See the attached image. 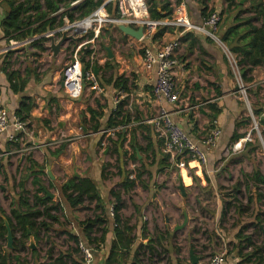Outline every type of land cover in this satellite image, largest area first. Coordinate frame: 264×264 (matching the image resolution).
I'll return each instance as SVG.
<instances>
[{
    "label": "crops",
    "instance_id": "crops-1",
    "mask_svg": "<svg viewBox=\"0 0 264 264\" xmlns=\"http://www.w3.org/2000/svg\"><path fill=\"white\" fill-rule=\"evenodd\" d=\"M64 1L67 0L60 1L55 11L56 2L39 0V6L25 14L32 24L24 31L43 29L44 32L18 40L20 43L12 44L11 50L7 51L11 41L4 36L2 25L9 12V0H0V106L9 111L12 119L23 101L32 103L27 117L29 135L18 136L13 125L0 132V224L3 221L6 227L7 219L11 225L9 218L16 224L12 209L26 213L29 208H37L45 212L52 205H61L60 212L49 210V216L40 218L32 230L28 228L26 249L14 253L10 264H54L60 255H64L68 264H72V260L82 264L78 256L80 249L72 236L83 238L93 247L95 264H105L117 238L115 211L114 215L111 212L116 204L113 191L120 192L123 199L121 220L129 221L126 233L131 241L130 253L126 255L133 254V264H202L201 257L197 256L196 236L199 228L195 223L199 224L198 221L206 220L208 216L205 213L200 217L194 215L191 190L197 186L209 198L217 195L215 165L222 159L225 149L231 146L234 133L246 134L244 131L250 126L245 123L249 117L244 99L238 92L228 47L221 38L237 23L240 24L238 21L244 17L253 18L256 26H261L263 19L247 11L238 17L240 11L250 5V0H237L244 9L231 10H227L226 0H181L178 3L177 0H170L173 9L181 5L192 22L201 27L205 23L201 12L203 2L208 11L220 13L222 20L218 30L214 31L217 38L208 33L212 32L209 25H205V30H189L182 35L180 29L166 27L158 31L162 34L157 36V33L152 42H145L142 38L126 34L119 25L107 24L99 35L91 31L89 34L93 33L92 38L88 34L79 42L68 40L55 54L51 48L52 35L60 39L65 27L71 24L70 19L63 15L66 10ZM156 1L160 4L164 0ZM35 3L31 0L30 5ZM243 29L240 27L239 32L242 33ZM69 34L72 33L69 31ZM178 36L182 46L174 72L180 102L172 105L156 97L154 85L157 67L146 70L143 55L145 46H152L156 50ZM107 47L111 48L112 57ZM76 51H79L84 69L87 60H94L91 67L104 92L96 93L85 80L80 92L69 89L62 71ZM94 54L97 57L92 59ZM43 61L47 62L45 68L40 65ZM241 74L252 79L245 80L246 85H250L248 100L252 108L262 111L264 64L253 68L245 66ZM118 76L128 79L127 89L117 86ZM119 104H122L127 117L118 116L113 120V113ZM89 108L101 115L93 119ZM161 108L169 110L174 121L182 125L199 144H203V139L215 128L222 131L215 145L207 151L205 168L195 172L199 185H194L192 181L187 184L186 178V186L174 185L176 164L171 158L169 165L161 171L168 154L164 152V141L159 138L151 122ZM122 120L125 121L124 125L108 126L112 121ZM97 122L101 128L96 132L94 125ZM122 130L127 138L123 148L108 140L112 138L117 141L118 133ZM62 136L69 139L63 144L47 146L52 141L58 142ZM133 138L135 152L131 145ZM31 145L38 148L31 152L26 150ZM134 153L136 159L132 156ZM32 160L36 162L35 165ZM189 166L197 167L194 162ZM188 177L193 179V176ZM218 177L222 175L218 174ZM73 178L76 181L92 179L96 183L99 200L86 201L77 208L70 207L61 194V188ZM128 179L135 181L130 191L124 187ZM197 201L211 217L217 216L216 219L221 218V222L226 217L224 211L229 204L226 201L223 205L220 203V211H210L205 207L208 201L203 202L200 197ZM96 206L101 208L95 210ZM52 215H55V219H52ZM57 216L60 222L56 221ZM66 217L64 223L62 219ZM89 218L98 221L90 237L99 239L105 232L104 242L96 240L89 243L88 235L84 232L86 225L83 226ZM186 219L187 224L182 226ZM11 228L13 231L12 225ZM64 235L67 236L66 245L59 247L55 241ZM16 237H21L19 231H16ZM32 242L34 247L31 246ZM232 247L231 253L226 255L225 264H237L240 259L234 244ZM13 249L8 247L6 234L5 241H0V252L5 255ZM50 250L52 256H48Z\"/></svg>",
    "mask_w": 264,
    "mask_h": 264
},
{
    "label": "trees",
    "instance_id": "trees-1",
    "mask_svg": "<svg viewBox=\"0 0 264 264\" xmlns=\"http://www.w3.org/2000/svg\"><path fill=\"white\" fill-rule=\"evenodd\" d=\"M36 3L34 5H30L31 0H9V12L5 20L3 21V34L5 37L10 39L9 41H18L22 40L25 37L29 35H35V34H42L44 31L41 30H26L24 29L29 28V25L32 24L30 21V17H25V14L33 9L34 7L39 6L38 2L39 0H34ZM62 0H53V2H56V6L53 8V10H58L59 8V2ZM77 0H67L64 1L66 10L64 11V16L68 17L71 21V23L76 22L78 19L82 20L89 15H91L98 7L103 5L107 0H78L80 1L77 5L72 6V3ZM148 1V0H147ZM181 0H177V3ZM227 1V10L231 9H244L243 5H241L237 0H226ZM149 13L153 19H161L166 18L168 16H171L173 13V4L170 0H164L160 4L156 0H149ZM48 4V1H47ZM204 7L202 8V16L204 19H206L213 11H208L207 5L203 2ZM161 7V9H159ZM106 10L110 15H117L118 14V2L117 1H110L105 5ZM252 12L257 16L258 18L263 19V24L261 26H256L253 24V18L250 17H244L240 24L237 23V25L234 26V28L230 29L226 35H224L221 40L227 45L229 50L235 55L238 64L241 66V70L245 69V66L247 67H255L258 65L264 64V0H250V5L240 11V14H238V17L242 16V12ZM162 12H164L162 14ZM237 17V18H238ZM79 21V20H78ZM244 27L243 32H239V28ZM162 32H159L157 34L161 35ZM93 33L89 34L88 37L92 38ZM232 36V37H231ZM45 39H42L44 41ZM20 42V41H19ZM94 63V60L89 59L85 62L86 69L90 68ZM244 76V75H243ZM245 80L252 81V79H248L244 76ZM117 86L123 87L127 89L128 79L124 76H118L117 77ZM32 108V103L23 101L21 104V107L17 113V115L24 121H27V117L29 116L30 110ZM117 111H115L113 114L114 116L112 119L114 120L115 117L118 116H124V111L122 109V104H119L117 107ZM89 111L92 114V118L96 119L97 116H100L101 113L95 111L92 108H89ZM256 114H259L261 111L255 110ZM250 117L245 121L246 125H250ZM130 122V121H129ZM127 122L126 124H129ZM119 124L124 125L125 121L115 122L112 121L108 126L109 127H115ZM262 126H264V123H262ZM101 128L100 123L97 122L96 125H94V131H99ZM119 139L117 141H114L112 138H109L108 140L117 145L118 147L123 148L125 145V142L127 140L125 132L118 133ZM246 134L239 133L236 131L234 133L232 144L235 142L240 141L241 139L245 138ZM133 144V152L134 150V144L135 140L133 138V141H131V145ZM231 144V145H232ZM250 145V143H248ZM133 158L136 159V154H132ZM170 156L166 155L163 160L164 167L161 169L164 170L166 166L169 165ZM168 161V163H167ZM33 165L36 164L35 161L32 160ZM245 177H247L248 181L255 180L259 184H261L264 187V175L259 169H255L254 173H245ZM141 177V174H139L138 178ZM135 185V181L132 179H128L124 182V187L127 191H130L133 186ZM258 188H260L258 186ZM235 190L237 193L241 190V184L238 183L235 187ZM61 194L63 197L67 200L68 204L72 208H77L81 205H83L86 201L93 202L95 199L99 200L98 195V189L96 186V183L92 179H80L76 181L74 178L67 183H65L61 188ZM114 198H115V220L117 222L116 227V236L117 238L114 240L111 254L108 257L105 264H123L121 263V258L124 254L130 253L131 250V241L129 235H127L126 230H128V220H124V222L121 220V210L123 207V199L121 197L120 192L113 191L112 192ZM257 199L260 200L264 197V195L260 192L256 194ZM237 202H239V199L237 196H234ZM24 200V199H23ZM40 201L45 202L43 198H40ZM253 201V199H251ZM60 203L57 205H52L51 207L46 208L45 212L39 210V209H33L29 208L28 212L22 213L16 209H12V216L16 220V224H14V221L12 218H9V221L11 222V225L13 227V234L15 237L14 242V249L12 252H8L7 254L3 255L0 252V264H10V260L14 258V253L20 252L22 248L24 250L26 249V238L28 228L31 230L39 223V219L43 218L44 216H49V210H56L57 212H60ZM231 206L227 204V207L224 211V215L227 214V210ZM237 209H239V214H241L245 209L240 206H237ZM101 207L96 206L95 210H99ZM1 210V208H0ZM258 213H256V220L254 224L256 223V226H260L264 223V220L262 219V215H264V211H261L257 208ZM52 219H55V215H52ZM56 221L60 222V217H56ZM258 221V222H257ZM98 222V221H97ZM93 219H88L83 223V226L86 225L84 232L86 235H88L89 243H94V241L98 242H104V235L106 236L105 232L99 239H92L89 234L93 232V227L95 223H97ZM252 222V223H253ZM248 227V226H247ZM0 241H5V235L7 234L6 227L4 226V223L0 224ZM16 231H19L21 233V237H16ZM72 239L75 241L76 244L79 243L80 237L79 236H72ZM234 249L237 252V256H239V261L237 264H264V239L261 243H256L253 239L252 235H247L245 233V230L241 228L239 232L236 235L235 243H234ZM248 249V251H246ZM121 250V251H119ZM124 251L123 255L121 253ZM53 252L50 250L48 251V256H52ZM59 262L58 264H68V262L64 259V255H60L54 264ZM78 262L75 260H72V264H77Z\"/></svg>",
    "mask_w": 264,
    "mask_h": 264
},
{
    "label": "built area",
    "instance_id": "built-area-1",
    "mask_svg": "<svg viewBox=\"0 0 264 264\" xmlns=\"http://www.w3.org/2000/svg\"><path fill=\"white\" fill-rule=\"evenodd\" d=\"M110 1L118 2V14L110 15L105 5ZM80 1H74L72 6H75ZM106 3L98 7L88 17L73 22L66 26L65 29L69 30L72 34L76 35L79 31L81 37H85L91 31L99 35L102 28L107 24L116 25H129L134 28L143 27V37L145 42H152L155 35L160 29L166 27H174L180 29V35L189 30H205V25H209L212 32H208L214 38H217L216 31L222 20V16L218 12H212L206 19L204 25L201 27L192 22L189 14L181 5H176L170 17L153 19L149 13V4L147 0H107ZM215 31V32H214ZM88 42V41H87ZM18 41H11V44L6 49L11 50L12 44H19ZM181 39L176 37L174 40L160 46L154 50L152 46L144 47L143 66L146 70H151L157 67L156 80L154 85V93L159 100L166 101L172 105H178L180 102V91L178 82L174 72L175 65L178 64V53L181 49ZM229 58L232 61V68L236 75L237 83L239 86L238 92L241 97L246 100L250 112V119L252 120L255 129L260 130V126L264 123V109L259 114H256L252 109V104L248 100V89L250 85H246L243 74H241V66L235 55L227 49ZM97 57L93 55L92 59ZM63 78L67 83L70 90L75 89L76 92L82 90V82L88 81L91 88L96 93L104 92V87L101 84L97 74L92 67L84 69L81 62L79 51H76L71 60L63 68ZM119 101L117 100V103ZM155 127L157 135L164 141V152L168 154L180 169V175L184 179V171L190 174V169L203 171L205 163L208 160V149L213 147L221 134V129L215 128L209 135H207L202 143L195 142L190 133L186 129L175 122L172 113L161 108L159 113L151 120ZM10 125L14 126L15 134L27 136L30 134L29 123L22 120L18 115L10 118L9 111L0 106V132L6 131ZM246 138V139H245ZM240 141L251 140L250 134ZM239 142V141H238ZM56 141L47 144L52 146ZM37 145H31L26 148L28 151L37 149ZM191 162L196 163L197 167L189 166ZM185 180V179H184ZM114 215V209H111ZM78 248L82 253V264H95L94 249L87 243L85 244L81 239L78 243ZM226 252L217 253L212 256L210 264H225Z\"/></svg>",
    "mask_w": 264,
    "mask_h": 264
},
{
    "label": "rangeland",
    "instance_id": "rangeland-1",
    "mask_svg": "<svg viewBox=\"0 0 264 264\" xmlns=\"http://www.w3.org/2000/svg\"><path fill=\"white\" fill-rule=\"evenodd\" d=\"M67 54L70 56V53ZM99 54L100 50L98 55ZM46 63L45 61L40 62L41 67L45 68L47 66ZM250 100H252L251 97ZM243 103L249 117L250 112L245 99ZM244 132H246V136L250 134L251 140L235 142L227 147L222 155V159L215 165V170H217V195L209 198V195L203 194L197 186L196 189L191 190V200L193 201L192 210L194 215L200 217L205 213L208 216V219L198 221L197 223L199 224L195 223L199 228V233L196 236L197 256L201 257L199 259L202 261V264H210L212 256L223 251H225L228 256L233 250L232 246L241 228L245 230L247 235H252L256 243H261L264 239V223L258 227L256 223L254 224L253 222V220H256L255 215L258 213L257 208L264 211V197L258 200L256 196L258 192L264 195V187L255 180L248 181L247 177L244 176L245 173H254L255 169H259L262 174H264V126L261 125L258 131L255 129L252 120H250V126ZM67 139H69L67 136H62L57 141L59 144H63ZM248 143H250V145H248ZM174 173H176L174 185L183 184L186 186L188 184L187 181V184L185 183V180L180 175V169L176 166ZM218 174L219 176L222 175V177H218ZM188 176H193L190 183L192 181L195 183L194 185L200 184V181L195 178L197 174L194 169H190L189 175L184 172V178H190ZM238 183L241 184L239 193L235 190ZM258 186L260 188H258ZM234 196L238 197L239 202L234 199ZM198 197L202 198L203 202L208 201V203H205V207L210 211H220V203L223 205L225 201L232 204L228 209L226 217L221 222V218L217 220V216L211 217L208 212H205V210L199 206V203H197ZM251 199H253V201H251ZM236 205L242 206L245 211L239 214V209H237ZM261 217L264 220V215ZM62 221L65 223L67 217L62 219ZM66 239L67 236L64 235L58 237L55 242L59 247H62L66 245ZM81 240L85 244L87 243L83 238ZM73 247L77 248L74 244ZM78 256L82 260V253H80V251ZM107 259L109 258H106V261ZM121 263L133 264V254H124L121 258Z\"/></svg>",
    "mask_w": 264,
    "mask_h": 264
},
{
    "label": "water",
    "instance_id": "water-1",
    "mask_svg": "<svg viewBox=\"0 0 264 264\" xmlns=\"http://www.w3.org/2000/svg\"><path fill=\"white\" fill-rule=\"evenodd\" d=\"M242 2H245V0H242ZM119 28L124 31L126 34H129V35H132L138 39H141L143 37V32H144V29L143 27H139V28H134L132 26H129V25H119ZM79 34V31L77 30L76 31V35L74 34H69V30H65L62 34V37L60 39L57 40V38L52 35L51 37V40H52V50L55 52V54H57L62 45L67 42L68 40H74V41H81L82 40V37L77 35ZM107 50L109 52V55L110 57H112L113 53L111 51V48L110 47H107ZM49 195V194H48ZM187 221L188 219H186V221L184 222V225L182 226H185L187 224ZM5 225H6V228H7V241H8V247L13 249L14 248V234H13V231H12V228H11V225L10 223L8 222L7 219H5ZM32 247H34V243L32 242L31 243Z\"/></svg>",
    "mask_w": 264,
    "mask_h": 264
},
{
    "label": "bare ground",
    "instance_id": "bare-ground-1",
    "mask_svg": "<svg viewBox=\"0 0 264 264\" xmlns=\"http://www.w3.org/2000/svg\"><path fill=\"white\" fill-rule=\"evenodd\" d=\"M190 180H191L190 178H186V181L188 182V184L190 183Z\"/></svg>",
    "mask_w": 264,
    "mask_h": 264
}]
</instances>
